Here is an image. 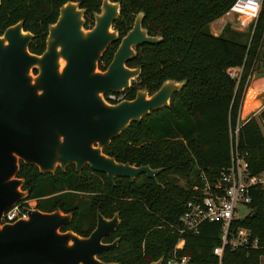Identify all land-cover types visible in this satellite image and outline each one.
Here are the masks:
<instances>
[{"label":"trees","instance_id":"1","mask_svg":"<svg viewBox=\"0 0 264 264\" xmlns=\"http://www.w3.org/2000/svg\"><path fill=\"white\" fill-rule=\"evenodd\" d=\"M103 0H0V36L23 23V31L33 35L29 52L45 50L49 26L67 3H77L84 11V29L94 26ZM119 4L120 14L113 24L119 40L130 30L137 14L148 36L156 44L134 50L126 66L139 69L138 78L122 94L125 100L137 91L152 95L165 81L182 82L168 106L132 122L115 138L103 154L117 163L161 170L155 182L144 175L132 182L115 179L85 167L81 175L69 165L53 174H40L33 166L20 164L18 179L28 200H37V209L69 214L72 220L60 232L87 238L96 226V215L104 219L118 216L114 234L117 248L98 257L103 263L150 264L175 250L190 264H218L212 249L220 244L218 223H203L197 235L179 236L173 231L186 202L200 195L203 177L212 186L229 165L231 152L246 164L248 176L264 175V106L245 121L238 119L246 76L258 64L264 68V0L254 25L238 32L228 25L217 36L209 25L224 16L234 0H109ZM113 43L102 56L104 71L118 47ZM242 67L236 83L229 69ZM255 69V68H254ZM257 69V67H256ZM257 71V70H256ZM238 125L236 136L233 135ZM183 181L179 185L178 181ZM249 203L242 217L232 220L230 229H245L256 248L224 247L220 264H260L264 257V190L248 189ZM180 249H175L178 242Z\"/></svg>","mask_w":264,"mask_h":264},{"label":"water","instance_id":"2","mask_svg":"<svg viewBox=\"0 0 264 264\" xmlns=\"http://www.w3.org/2000/svg\"><path fill=\"white\" fill-rule=\"evenodd\" d=\"M119 14V4L103 0L94 26L85 30L79 4H65L48 28L41 55L29 52L33 35L23 31L22 22L0 36V222L27 197L17 178L20 163L36 167L40 174L73 165L81 175L88 167L106 175L111 184L115 179L132 182L140 175L155 182L161 170L117 163L103 150L130 123L167 107L183 83L165 81L152 95L137 91L130 101H105V95L122 94L138 78L139 69L126 66L134 50L159 41L141 28V14L119 40L112 29ZM118 40L112 61L100 71L102 56ZM71 220L59 211L28 210L27 219L0 224V264H110L98 257L116 246L103 240L114 233L118 216L105 220L98 213L87 238L60 232Z\"/></svg>","mask_w":264,"mask_h":264},{"label":"built area","instance_id":"3","mask_svg":"<svg viewBox=\"0 0 264 264\" xmlns=\"http://www.w3.org/2000/svg\"><path fill=\"white\" fill-rule=\"evenodd\" d=\"M263 0H234L224 14L225 16H234L240 20L247 29L250 25H254L258 14L261 10ZM242 67L229 69L227 75L230 79L238 83ZM251 69L249 70L245 84L243 87V94L240 102L238 119L245 121L250 116L252 107L246 110V106L251 105L253 101L256 102L260 89L251 86ZM105 101L109 104H117L125 101L123 94H107ZM245 110V111H244ZM243 117L240 118V114ZM238 125H235L233 135L236 136ZM246 164L235 153L231 152L228 167L223 170L216 180V183L210 186L207 180L200 178L201 188L200 195L192 197L186 202L184 211L179 217L178 224L173 228V231L179 236L186 234L197 235L199 226L203 223H218L220 226V244L212 249V255L220 264L222 258V251L224 247L231 249L237 248H256V241L250 239V233L245 229H238L231 231V222L234 219L242 217L245 212L237 216V211L241 209L244 211L246 205L249 203L248 189L250 187H258L264 190V175L248 176L246 171ZM32 209L31 204L16 205L2 216L0 224H11L18 220L27 219V211ZM182 242H178L175 249H180ZM164 264H190V260L185 256H177L175 250L171 252L165 259Z\"/></svg>","mask_w":264,"mask_h":264},{"label":"rangeland","instance_id":"4","mask_svg":"<svg viewBox=\"0 0 264 264\" xmlns=\"http://www.w3.org/2000/svg\"><path fill=\"white\" fill-rule=\"evenodd\" d=\"M220 25V27H219ZM228 25L231 29L238 31V32H245L247 29H244V25H242L240 23V20L234 16H222L221 18L217 19L216 21L212 22L209 25V32L211 34L216 33L219 34L223 28V26ZM219 27L218 29L216 27ZM219 31V32H217ZM261 51H264V36H263V44L261 47ZM257 67V69H256ZM255 68V69H254ZM253 70L251 69V76L253 75V78L251 80H249V82H251V86L257 89H260L259 91H261V93L259 92V95L257 96V101L256 102H252L250 103L251 105L246 106V110H248L250 107H252V109L256 108L259 104H258V100L261 102V105L264 104V68L263 67H259L258 68V64H256L254 66ZM257 70V71H256ZM243 94V92H242ZM260 111V110H259ZM258 113V112H257ZM240 122V120H239ZM179 185H183V181L179 180L178 181ZM31 207H33V205H31ZM244 212L242 209L241 211L238 210L237 211V216L239 217L241 215V213ZM260 264H264V257L260 258Z\"/></svg>","mask_w":264,"mask_h":264},{"label":"flooded vegetation","instance_id":"5","mask_svg":"<svg viewBox=\"0 0 264 264\" xmlns=\"http://www.w3.org/2000/svg\"><path fill=\"white\" fill-rule=\"evenodd\" d=\"M20 164H22V163H20ZM20 168V167H19ZM18 175V174H17ZM20 180H22V179H20ZM28 202L31 204V205H33V207H32V209H30V210H36V211H38V212H40V213H44V212H42V211H40V210H38L37 209V200H28ZM44 214H50V213H44ZM115 216V215H114ZM114 216H113V218H114ZM113 218H111V219H113ZM111 219H105V220H111ZM119 220V219H118ZM96 221H97V215H96ZM119 225V224H118ZM118 227V226H117ZM116 230H117V228L115 229V231H114V233H112L109 237H107V238H105L104 240H103V243L104 244H107V245H110V244H113L114 242H116V246L113 248V250H115L116 248H117V245H118V241H119V239L118 238H114L113 236H114V234H115V232H116ZM113 250H111V251H113ZM110 252V251H109ZM101 256V255H100ZM112 264H116V263H112Z\"/></svg>","mask_w":264,"mask_h":264},{"label":"crops","instance_id":"6","mask_svg":"<svg viewBox=\"0 0 264 264\" xmlns=\"http://www.w3.org/2000/svg\"><path fill=\"white\" fill-rule=\"evenodd\" d=\"M219 27H220V25H219ZM219 27L217 26L216 28L218 29ZM217 32H219V31H217ZM212 35H213V36H217L218 34L213 33ZM258 104H259V105H258L254 110H252L250 116H251V115L255 116V115L257 114V112L263 108L264 104L261 105V102H260L259 100H258ZM243 116H244L243 113H242V115L240 114V118L243 117Z\"/></svg>","mask_w":264,"mask_h":264},{"label":"bare ground","instance_id":"7","mask_svg":"<svg viewBox=\"0 0 264 264\" xmlns=\"http://www.w3.org/2000/svg\"><path fill=\"white\" fill-rule=\"evenodd\" d=\"M245 111V110H244Z\"/></svg>","mask_w":264,"mask_h":264}]
</instances>
